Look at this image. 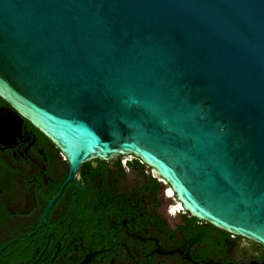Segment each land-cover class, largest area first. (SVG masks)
Masks as SVG:
<instances>
[{
  "label": "water",
  "instance_id": "95a60500",
  "mask_svg": "<svg viewBox=\"0 0 264 264\" xmlns=\"http://www.w3.org/2000/svg\"><path fill=\"white\" fill-rule=\"evenodd\" d=\"M0 97L72 171L134 155L264 247V0H0Z\"/></svg>",
  "mask_w": 264,
  "mask_h": 264
},
{
  "label": "flooded vegetation",
  "instance_id": "af4514ba",
  "mask_svg": "<svg viewBox=\"0 0 264 264\" xmlns=\"http://www.w3.org/2000/svg\"><path fill=\"white\" fill-rule=\"evenodd\" d=\"M261 264L264 247L192 217L134 155L85 160L0 97V264Z\"/></svg>",
  "mask_w": 264,
  "mask_h": 264
}]
</instances>
